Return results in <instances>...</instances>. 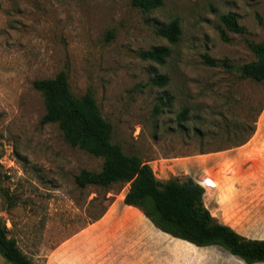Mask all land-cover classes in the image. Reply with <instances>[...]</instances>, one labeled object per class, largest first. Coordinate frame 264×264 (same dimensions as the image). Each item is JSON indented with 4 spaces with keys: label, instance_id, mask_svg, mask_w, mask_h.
<instances>
[{
    "label": "rangeland",
    "instance_id": "rangeland-1",
    "mask_svg": "<svg viewBox=\"0 0 264 264\" xmlns=\"http://www.w3.org/2000/svg\"><path fill=\"white\" fill-rule=\"evenodd\" d=\"M163 1L146 12L131 0H1L0 217L35 264H118L133 236L134 258L138 242L151 243L149 264H247L147 225L91 237L130 184L77 185V175L101 171L104 159L72 146L58 124L41 123L45 103L33 83L61 71L77 97L93 94L126 154L140 156L161 181L195 179L219 222L264 239V81L202 58L236 67L255 61L250 42H264V0ZM229 12L243 33L220 22ZM175 19L181 34L172 45L157 30ZM158 46L171 48L165 64L140 57ZM163 75L169 83L154 85ZM134 216L141 218L135 209ZM0 264L12 263L0 253Z\"/></svg>",
    "mask_w": 264,
    "mask_h": 264
},
{
    "label": "trees",
    "instance_id": "trees-1",
    "mask_svg": "<svg viewBox=\"0 0 264 264\" xmlns=\"http://www.w3.org/2000/svg\"><path fill=\"white\" fill-rule=\"evenodd\" d=\"M163 0H131L134 7L149 12L160 8ZM1 8V0H0ZM220 22L231 32L243 33L238 15L229 12L220 16ZM157 34L176 44L181 27L179 19L167 27H160ZM224 41L228 36L221 31ZM255 61L236 67L227 59L219 61L208 54L202 56L209 67L237 70L243 79L264 81V42H250ZM171 55L169 46H158L142 51L144 60L165 64ZM169 83L166 75L158 76L153 84L163 87ZM33 87L41 92L45 103L42 124H58L65 139L95 157L104 159L101 171L83 170L76 176L79 187L96 185L109 188L114 184H130L125 204L140 209L156 228L174 238L197 247L219 246L247 264L264 263V239L247 238L231 226L219 222L206 207L205 188L193 178L172 177L167 181L157 179L150 164L138 155H128L123 147L112 141L113 124L105 119L97 100L91 93L77 97L71 90L67 73L61 71L54 78L35 80ZM187 110L180 116L179 125ZM0 253L12 264H35L9 237V230L0 217Z\"/></svg>",
    "mask_w": 264,
    "mask_h": 264
},
{
    "label": "crops",
    "instance_id": "crops-1",
    "mask_svg": "<svg viewBox=\"0 0 264 264\" xmlns=\"http://www.w3.org/2000/svg\"><path fill=\"white\" fill-rule=\"evenodd\" d=\"M126 196V194H125ZM125 199V197H124ZM124 199L120 202H117V204L106 213L100 220H98L94 227L91 228L89 231H93L91 234V237L98 236L100 235L103 238H108L110 234L118 230L120 226L122 227V230L125 232L127 227L129 226L128 224L132 223V234H134V224L136 228H139L141 231H143L145 228L144 226H148L150 229H153L157 233H162L161 230L155 227V225L144 215V213L133 206H129L125 204ZM206 202V201H204ZM206 204V203H205ZM206 206H208L206 204ZM134 209L138 210L140 212L141 218L139 221L136 219L134 216ZM126 228V229H125ZM131 229H128L127 231H130ZM109 242V240L107 241ZM108 249L110 248L109 244L105 245ZM121 247L127 249V254L124 255L121 258H116L118 264H124V263H129V264H149L148 261L146 260L148 258L147 255L154 253L153 249L151 248V243H149L148 240L143 239L140 242L136 244L137 247V254L134 258V236L130 239L129 243H122ZM201 248H206V247H201ZM116 249V248H115ZM113 250V248H112ZM164 253H169V250L164 248ZM110 252V251H109ZM135 252V253H136ZM142 255V258H140ZM166 255H163V259L165 258ZM139 258V259H138ZM211 260L218 259L217 257H210ZM116 264V262H115ZM156 264H165V262H157Z\"/></svg>",
    "mask_w": 264,
    "mask_h": 264
}]
</instances>
